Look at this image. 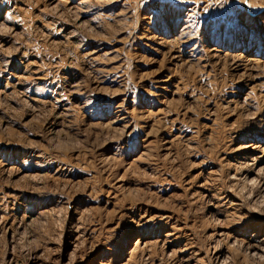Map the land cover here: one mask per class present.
I'll list each match as a JSON object with an SVG mask.
<instances>
[{"label":"rangeland","instance_id":"obj_1","mask_svg":"<svg viewBox=\"0 0 264 264\" xmlns=\"http://www.w3.org/2000/svg\"><path fill=\"white\" fill-rule=\"evenodd\" d=\"M0 264H264V0H0Z\"/></svg>","mask_w":264,"mask_h":264}]
</instances>
